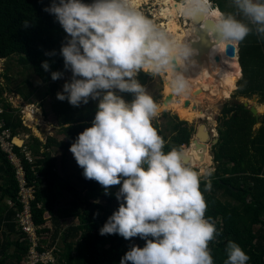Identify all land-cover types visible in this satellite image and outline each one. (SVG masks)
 <instances>
[{"label": "clouds", "instance_id": "obj_1", "mask_svg": "<svg viewBox=\"0 0 264 264\" xmlns=\"http://www.w3.org/2000/svg\"><path fill=\"white\" fill-rule=\"evenodd\" d=\"M182 3L181 11L193 22L201 15L204 27L209 20L213 22L211 32L218 35L219 43L238 47L253 33L264 39V0H232V13L214 11L211 0ZM44 11L53 14L71 37L61 54L72 79L57 98L77 107L89 99L99 101L92 126L79 134L70 151L84 169V177L97 181L106 192L122 183L116 195L124 202L100 234L147 240L143 248L133 246L120 264H214L210 243L222 230L206 218L208 203L200 188L201 174L186 164L182 149L164 151L166 141L153 126L160 105L137 79L141 71H171L173 92L187 94L191 84L184 71L194 49L146 17L134 0L91 4L60 0ZM22 23L24 28L30 25L27 19ZM42 67L48 71L50 65L45 61ZM178 67L184 71H177ZM62 75L53 72L52 79ZM117 90L134 94V99L126 101ZM211 175V171L203 174L208 180L206 191L211 190ZM45 233L47 237L42 233V238H49L51 232ZM60 239L52 246L56 260L50 263L58 261ZM43 246L52 248L47 243ZM226 253L225 264H247L251 259L234 241L227 243Z\"/></svg>", "mask_w": 264, "mask_h": 264}, {"label": "trees", "instance_id": "obj_2", "mask_svg": "<svg viewBox=\"0 0 264 264\" xmlns=\"http://www.w3.org/2000/svg\"><path fill=\"white\" fill-rule=\"evenodd\" d=\"M211 1L223 13L229 10L235 12L232 0ZM53 2L59 4L60 0H0V59L17 57L18 65L31 69L48 86L45 95H51L66 136V140L48 138L44 143L32 135L22 148L14 145L13 152L23 167L27 185L34 187V198L30 201L34 223L39 226L46 224L47 213L53 222L52 228L39 230L40 234L47 231L51 234L49 240L41 239L38 249L44 250L46 243L52 247L60 236L63 247L59 243L56 264H120L122 257L133 246L143 248L147 243L140 236L128 240L118 233L100 234L109 217L124 202L118 200L116 195L122 183L106 192L97 181L88 180L80 174L81 187H78L71 179L61 175L57 158L52 155L54 143L70 150L79 134L92 126L98 110L97 107L84 108L82 103L78 107L73 106L67 99L61 101L57 98V94L63 92L61 82L70 70L65 68L61 49L71 37L53 14L44 11ZM82 2L91 4L95 0ZM25 19L30 21L28 28L23 27ZM51 52H55V55H47ZM45 61L50 65L48 71L42 67ZM240 63L243 75L238 81L237 96H258L259 102L264 103V39L253 33L241 42ZM53 72L63 75L53 80ZM149 76L148 72H140L137 79L145 85ZM22 87L26 89L16 88V93L33 104L40 90L33 89L28 79L23 80ZM4 92L0 84V106L3 110L0 117L11 130L12 137L20 136V131L29 132L22 126L18 114H14L11 104L3 96ZM41 95L44 96V93ZM164 116L169 119L164 129L153 125L166 141L164 151L167 153L174 147L183 149V145L190 143L194 128L177 116L169 118L168 113ZM259 124L260 127L256 128ZM218 131V142L212 147L217 167L209 178L211 190H205L208 180H201L200 184L208 203L206 218H212L217 229L222 230L217 239L210 243L214 264H225L229 241L238 243L250 256L247 264H264V115L258 121L243 102H237L226 108ZM168 133L172 134L171 142ZM26 153H29L32 161ZM8 156L0 147V227H5L0 240V264H23L30 242L15 220L22 204L17 199L20 187L16 167ZM65 191L71 192L73 198L69 205L62 207L60 204ZM70 217L77 218L78 222L65 225L64 220Z\"/></svg>", "mask_w": 264, "mask_h": 264}, {"label": "rangeland", "instance_id": "obj_3", "mask_svg": "<svg viewBox=\"0 0 264 264\" xmlns=\"http://www.w3.org/2000/svg\"><path fill=\"white\" fill-rule=\"evenodd\" d=\"M161 1L162 0H145L143 6L138 8V10H140L146 17H148L158 25L161 22H164V19L159 17ZM176 1L182 3V0H176ZM212 4H213V8H216L214 7L216 5L213 2ZM232 12L233 10H229L228 13H232ZM178 23L181 24V26H183L185 29H187L188 28L187 24H190L191 22L186 20V18L184 17H180L178 19ZM208 66L209 65H207V67ZM225 68L227 67L225 66ZM148 73L150 74L149 80L144 86L149 91V94L152 95L154 100L161 107L166 97L164 92L167 85V81L171 83L172 78L168 79L169 73H159V74H153L151 72ZM24 79H28L31 82L33 89H35L36 91L40 90L41 92L38 94V96L37 95L35 96L33 104H29L15 91L16 88L26 89L25 87H22ZM71 79H72V72L71 70H69L67 76L61 82V91H63L65 83L70 82ZM238 81H237V85H238ZM0 84L4 87L5 90L3 96L11 104V107L14 109L13 111L14 114L15 113L18 114L20 120L22 121V126L29 130V132L20 131L21 135L18 136V138L20 139L21 144L18 145L15 142H13L15 146L22 148L26 140L32 135L37 137L39 140H41L44 143L48 141V138H53L57 141L66 140V136L65 133L63 132L62 125L59 122L58 114L55 108L53 107L54 104L52 103L51 95H45L48 86L42 83L32 73L31 69H25L23 66L18 65L17 57H13L11 59H0ZM217 86L218 88L215 89L217 90L218 94L211 91V92H206L205 95L202 93H196L195 95L192 96V98H194L193 100L195 101L196 108L199 111L202 110V112L204 110L206 117L203 119H196L193 122H188L189 126L193 127L195 130L190 143L196 137L198 127L202 123L207 124V127L210 130L212 137L211 141L209 142L210 151L208 152V154L211 156V161L208 154H206L209 159V163H207L205 160L202 161L199 158L195 159L193 157L191 163L187 164L198 174H201V180H205L203 174L206 173L207 171H211L212 174L216 171L217 164L214 161L212 147H213V141L219 139L218 129L223 122L226 108L230 106H234L237 102H241V103L250 102L256 105L257 107H259L258 109L260 111H263L262 113H264V105H262L261 102L254 101V99L252 98L238 97L236 94L238 87L236 90H234L231 93V98L225 99L223 96H221V93L224 90L223 86L220 84H217ZM29 90H31V87ZM43 93L44 96L41 95ZM117 94L121 95L128 102H131V99H134V94L132 93L131 94L126 92L120 93L119 90H117ZM98 103H99L98 100L89 99V102L87 104L82 103V106L84 108L88 106H90V108H94V107L98 108ZM0 109H2L1 106ZM28 110H31V112L34 110L38 111V113L37 112L34 113L36 117L35 118L36 122L31 126L29 125L27 126L26 123L27 121L25 118L26 112ZM165 113L170 114L169 118L174 116L179 117L177 113L174 112L173 110L163 109L160 111L159 115L153 120V125H158L164 129L166 122L169 120L168 117L166 118V116H164ZM260 125L261 124L257 125L256 128H259ZM167 135H168V140L171 142L172 140L170 135L172 134L168 133ZM190 143L187 145H183L182 150L185 151V154L192 153L194 149V147L189 148ZM53 145L54 146L51 147V150L53 152L52 155L57 158L59 172L61 173L62 176L71 179V181L74 182L76 185H78V187H81V183L78 178L80 174H83L84 169L78 165L76 159L74 158L73 153L70 150L60 148L56 145V143H54ZM13 160L14 162H17L16 158H14ZM196 164H199V166H197ZM111 188H114V186H112ZM72 198L73 196L71 192L65 191L62 195V202L60 206L65 207L69 205ZM97 199L106 202L105 199L102 198H97ZM47 217H48V222L46 226L48 225V227H51L53 225V222L48 213H47ZM64 221L66 225L71 222H75V221L78 222V219L74 217H70ZM44 227L45 226H42L41 228L43 229ZM47 235L48 233L45 232L43 233V236L47 237ZM47 239L49 240V238ZM59 243L63 247V242L61 239L59 240Z\"/></svg>", "mask_w": 264, "mask_h": 264}, {"label": "bare ground", "instance_id": "obj_4", "mask_svg": "<svg viewBox=\"0 0 264 264\" xmlns=\"http://www.w3.org/2000/svg\"><path fill=\"white\" fill-rule=\"evenodd\" d=\"M144 1L145 0H134V4L137 8H140L145 3ZM182 6L183 3H180L176 0H162L159 17L164 19V22H161L158 24V26L166 30L180 41H187L192 47V43L198 41L200 38L199 35L195 33L196 24H187L188 28L186 27L187 29H185L183 26H181V24L178 23V19L180 17H184L186 20L192 21L191 18L186 17L183 14L181 11ZM213 10L221 12L217 7L213 8ZM210 38L213 39L212 33H210ZM226 48L227 44L216 43L209 53L199 55V50L192 47V49H194V55L188 62L187 70L184 71L179 67L177 68V71H184V74L189 78L191 89L187 94L177 95L173 92L171 83L167 81L164 94L165 96H173V100L167 106L162 105L160 107L161 110L171 109L177 113L180 119L193 122L196 119H203L206 117L204 110L202 112V110L199 111L196 108L195 101L193 100L194 98H192V96L196 93H202L205 95L206 92L212 91L218 94L215 88H218L217 84H220L224 88L221 96H223L225 99L231 98V93L237 89V81L242 77V67L238 57L231 58L227 56ZM218 56L220 57L219 61L217 60ZM207 65L209 66L207 67ZM223 65H225L227 68H225ZM166 73H169L168 79H173V73L171 71ZM187 101L190 102L189 105H187ZM36 112L38 113L36 110L32 112L31 110H28L26 112L25 118L27 121V126H31L36 122V117L34 115ZM13 142L18 145L21 144L20 139L17 137L13 139ZM193 150L194 152L188 154H190L192 158L194 157L195 159H201L199 151H196L195 148ZM208 156L210 157L211 161V156L209 154ZM204 160L209 163L207 155ZM196 165L199 166V164Z\"/></svg>", "mask_w": 264, "mask_h": 264}, {"label": "built area", "instance_id": "obj_5", "mask_svg": "<svg viewBox=\"0 0 264 264\" xmlns=\"http://www.w3.org/2000/svg\"><path fill=\"white\" fill-rule=\"evenodd\" d=\"M3 112L0 109V114ZM13 137L11 130L6 127L5 122L0 117V147L8 153L9 159L16 167L17 179L19 181V193L18 199L22 203V209L16 214L17 226L25 233L26 237L30 242V248L27 258L23 261V264H37L39 262L49 263L50 261L56 260V247L49 249L39 250L38 247L41 244L42 236L39 233V228L37 224L34 223L32 219V214L30 210V200L34 197V187L28 186L25 181V175L23 167L20 160L16 157L13 152ZM27 158L32 161V158L28 153H26ZM14 158L17 162H14Z\"/></svg>", "mask_w": 264, "mask_h": 264}, {"label": "water", "instance_id": "obj_6", "mask_svg": "<svg viewBox=\"0 0 264 264\" xmlns=\"http://www.w3.org/2000/svg\"><path fill=\"white\" fill-rule=\"evenodd\" d=\"M190 22L196 24L195 33L199 35L200 38L198 41L192 43V47L197 48L199 50V55L209 53L213 49L214 44H219L218 35L211 32V29L213 27V22L211 20L207 22L206 27H204V17L202 15L198 17L194 22ZM210 33H212L213 39L210 38ZM226 53L227 56L231 58L238 57L240 62V45L238 47L227 45ZM217 60H220L219 56L217 57ZM172 100L173 96H166L162 105L167 106L170 102H172ZM254 101H258V98H255ZM189 103L190 102L187 101V105H189ZM244 106L245 108L251 110V112L254 114L258 121L260 120V116L262 113L259 112L258 108L254 104L250 102H244ZM211 138V133L207 127V124H200L196 133V137L190 143L189 148L194 147L196 151H199V155L202 161L205 159L206 154L210 151L209 142L211 141ZM217 142L218 139L213 141V145ZM191 161L192 156L190 154H186V164H190Z\"/></svg>", "mask_w": 264, "mask_h": 264}, {"label": "crops", "instance_id": "obj_7", "mask_svg": "<svg viewBox=\"0 0 264 264\" xmlns=\"http://www.w3.org/2000/svg\"><path fill=\"white\" fill-rule=\"evenodd\" d=\"M243 75V74H242ZM242 78V77H241ZM240 78V79H241ZM239 79V80H240ZM238 87V86H237ZM255 98H258V101H260V99H259V97L258 96H254L252 99H255ZM257 101V102H258ZM262 105H264V103H261ZM256 106V105H255ZM257 107V106H256ZM257 108H259V107H257ZM261 113L263 112V111H260ZM264 113H262L261 115H263ZM18 138V137H17ZM61 141V140H60ZM5 227H4V225H1V227H0V240L2 239V233H3V229H4Z\"/></svg>", "mask_w": 264, "mask_h": 264}, {"label": "flooded vegetation", "instance_id": "obj_8", "mask_svg": "<svg viewBox=\"0 0 264 264\" xmlns=\"http://www.w3.org/2000/svg\"><path fill=\"white\" fill-rule=\"evenodd\" d=\"M192 152H194V150Z\"/></svg>", "mask_w": 264, "mask_h": 264}]
</instances>
